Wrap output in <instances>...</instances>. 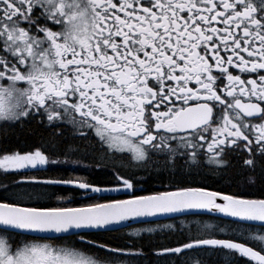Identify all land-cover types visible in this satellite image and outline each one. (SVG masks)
Wrapping results in <instances>:
<instances>
[{"label": "snow or ice", "instance_id": "snow-or-ice-1", "mask_svg": "<svg viewBox=\"0 0 264 264\" xmlns=\"http://www.w3.org/2000/svg\"><path fill=\"white\" fill-rule=\"evenodd\" d=\"M25 118L56 135L65 125L78 140L95 139L99 165L110 167L122 188L28 178L23 170L62 162L41 150L0 155V172L21 175V187L73 184L96 193L123 190L129 198L42 207L0 184V264H142L143 250L125 262L118 255L125 248L88 236L177 214L213 215L235 232L229 238L223 228L207 233L213 226L203 225L152 255L182 254L184 264L217 255L223 264H264V193L178 187L139 195L118 171L125 160L158 170L179 162L227 171L233 153H246L243 165L253 169L257 156L264 159V0H0V121ZM75 151L69 146L60 155ZM71 237L102 258L40 242Z\"/></svg>", "mask_w": 264, "mask_h": 264}, {"label": "flooded vegetation", "instance_id": "flooded-vegetation-1", "mask_svg": "<svg viewBox=\"0 0 264 264\" xmlns=\"http://www.w3.org/2000/svg\"><path fill=\"white\" fill-rule=\"evenodd\" d=\"M8 102L7 100L4 101ZM194 103V102H192ZM26 120H30V124L36 123L43 127V129L48 133L47 136L53 138L55 134V130L49 128L43 123L38 122L36 119H28L25 118L23 121H17L16 125L18 127L24 126L27 122ZM3 121H0V124ZM60 134L57 135L62 137L63 143L61 144H53V143H37L35 145L29 146V149H24L23 151L17 150L16 152L25 153L32 152L35 150H41L49 155H54L57 159L62 162L56 165H48L38 169H26L23 170L27 173L28 178H35L37 180H45V179H57V180H73L80 181L92 184L94 186H98L106 189H114L116 187H121L119 183L114 178L113 172L111 168H105L99 165V157L101 155L100 145L96 143L95 139L91 141H81L78 140L73 130L70 126L62 125L59 129ZM51 138V139H52ZM72 147L77 149L70 157H64L60 155L66 147ZM117 155L130 156L129 153H117ZM235 153L231 154L228 157V160L231 162ZM240 156V153H238ZM124 165L120 166L118 171L121 175L132 178L135 185V192L139 195H150L155 194L165 190H174L181 186H166L156 187L152 191H150L146 184L149 181V177L156 173H166L168 170L157 169V165L153 163L149 167H141L138 166L134 160H125ZM203 168L217 169L214 165H204ZM195 170L193 168H189L183 166L178 162L177 168L171 170L176 172L178 170V174L184 170ZM169 172V171H168ZM4 176H0V181H10L14 184H17L16 181L22 179L21 175L18 174H7ZM28 186V185H27ZM31 187L34 190H46L51 196V204L48 207H73V208H88L96 204H104L111 202L112 199H127L129 198V193L121 190L117 193L113 194H96V192H92L86 189H80L75 187L72 184H57V185H42V184H32ZM157 230H165L167 227L160 225ZM151 227H159V225L149 226L148 224H134L130 228H126L123 230L122 235L126 237L122 241L118 242H103L97 241L100 243H107L108 245L125 248L126 251L123 254H118L120 257L127 262L130 259H135L131 253L139 252L143 250L145 257L142 261V264H184V260L181 257L171 256L170 258H165L163 256H155L152 255L150 250L152 249H161L164 247L175 246L176 241H162L158 239V241H150L148 238L151 233L145 232V229ZM195 227L194 225H174L172 224V228H191ZM222 228H229L228 226H223ZM142 232L141 236H133L131 233L134 232ZM154 231V232H156ZM153 233V232H152ZM238 234V233H237ZM89 239V238H88ZM78 240L77 237L74 239H70L69 241H59L54 239H44L41 240V243H49L53 247H74L77 251L82 252V254L93 260H97L102 258L103 253L99 252L98 249L90 248L86 245H80L76 243ZM159 248L156 245H162ZM207 264H223L220 256H213L210 260L207 261Z\"/></svg>", "mask_w": 264, "mask_h": 264}, {"label": "trees", "instance_id": "trees-1", "mask_svg": "<svg viewBox=\"0 0 264 264\" xmlns=\"http://www.w3.org/2000/svg\"><path fill=\"white\" fill-rule=\"evenodd\" d=\"M22 127H18L16 122L3 121L0 125V155L16 152L17 150L23 151L29 149V146L37 143H63L62 137L54 135L53 138L47 136L48 134L42 126L31 123L30 120ZM52 138V139H51ZM246 153L238 156L235 153L233 159L230 162V166L227 171L210 169L200 167L195 170H184L178 174L176 172L166 171V173H156L149 177L147 182V188L152 191L156 187L166 186H181V187H201L206 190L217 191L223 194H231L236 196H245L252 198H260L261 193H264V159L259 156L256 157L255 168H251L243 165V161L246 158ZM6 175L0 172V176ZM0 184H6L9 189H18L22 193L29 195L25 196L24 203L36 204L42 207H48L51 204V196L46 190H34L31 185H25L23 187L14 184L10 181H0ZM0 196H6L3 189H0ZM197 221L209 223L215 225L217 229L212 232H217L219 228L228 226L229 228H223L224 232L232 238V233L235 232V225L224 224L217 220L213 215H189L185 217L175 218L167 221H157L156 223L148 224L149 226L161 225V224H174V225H193L198 223ZM195 226V225H194ZM201 230V229H200ZM196 227L190 228H176L157 230L151 233L149 236L150 241H162L170 242L175 240H182L187 236H195L199 231ZM123 231L114 232H100L93 233L88 236L89 239L103 242H120L126 239L122 235ZM211 232V233H212ZM183 233V235H182ZM209 233V232H207ZM238 235V234H237ZM71 237L70 239H74ZM162 245H156L157 248Z\"/></svg>", "mask_w": 264, "mask_h": 264}, {"label": "rangeland", "instance_id": "rangeland-1", "mask_svg": "<svg viewBox=\"0 0 264 264\" xmlns=\"http://www.w3.org/2000/svg\"><path fill=\"white\" fill-rule=\"evenodd\" d=\"M8 102H5V104H7ZM1 126L2 125H0V128H1ZM198 223H196V224H193V225H195V227L197 228V229H201L202 227H203V225H212V224H209V223H204V222H200V221H197ZM161 225H163V226H165L166 227V225H169L168 223H164V224H161ZM172 225V224H171ZM156 226V225H155ZM189 226H192L191 224L189 225ZM213 227L212 228H210V229H207L206 231L207 232H209V233H211L212 231H215V229H217L216 227H215V225H212ZM160 227H162V226H160L159 225V227H151V228H153V229H159ZM150 228V227H149ZM168 228V227H167ZM193 227H191L190 229H192Z\"/></svg>", "mask_w": 264, "mask_h": 264}, {"label": "water", "instance_id": "water-1", "mask_svg": "<svg viewBox=\"0 0 264 264\" xmlns=\"http://www.w3.org/2000/svg\"><path fill=\"white\" fill-rule=\"evenodd\" d=\"M113 193L115 194V193H117V191H106V192H100V193H96V194L106 195V194H113ZM175 217H180V215L177 214L174 217H160L157 220H166V219L175 218ZM154 219H156V218H154ZM129 223H131V222H129Z\"/></svg>", "mask_w": 264, "mask_h": 264}]
</instances>
